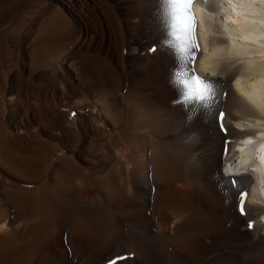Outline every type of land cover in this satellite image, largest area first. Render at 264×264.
I'll return each mask as SVG.
<instances>
[{"label": "bare ground", "instance_id": "obj_1", "mask_svg": "<svg viewBox=\"0 0 264 264\" xmlns=\"http://www.w3.org/2000/svg\"><path fill=\"white\" fill-rule=\"evenodd\" d=\"M162 14L0 0V264H264V164L234 149L264 128V0L188 5L207 114L173 104Z\"/></svg>", "mask_w": 264, "mask_h": 264}, {"label": "snow or ice", "instance_id": "obj_2", "mask_svg": "<svg viewBox=\"0 0 264 264\" xmlns=\"http://www.w3.org/2000/svg\"><path fill=\"white\" fill-rule=\"evenodd\" d=\"M190 3L191 0H161L163 12L161 27L166 37L162 39L161 43L174 48L178 62L179 70L174 71L170 79V83L178 93L177 99L173 101V104L185 107L197 104L203 107L207 114L215 103L213 85L202 81L199 76L190 75L184 71L188 67L186 38L191 37L194 28V24H192L190 17L187 15ZM167 37H171V39ZM192 47L195 49L198 45L193 44ZM150 51L154 52L155 48L150 49ZM220 115L222 117L223 114L221 113ZM239 211L241 213L244 212L243 203H240ZM249 226L251 227L252 225ZM109 264H115V261H110Z\"/></svg>", "mask_w": 264, "mask_h": 264}, {"label": "rangeland", "instance_id": "obj_3", "mask_svg": "<svg viewBox=\"0 0 264 264\" xmlns=\"http://www.w3.org/2000/svg\"><path fill=\"white\" fill-rule=\"evenodd\" d=\"M224 97L222 96V97H220V103H219V106H218V103H216V106L214 105V108H215V110H217V112H220V111H224L225 110V112H230L231 111V107H229V105L227 106V100H225V98L223 99ZM222 99V100H221ZM224 102L226 103V106H223V104H224ZM221 104H222V106H221ZM218 107V108H217ZM222 108V109H221ZM228 108V109H227ZM230 109V110H229ZM244 191H246V188L245 189H243L241 192H240V194H239V198L241 197V196H243V192Z\"/></svg>", "mask_w": 264, "mask_h": 264}]
</instances>
